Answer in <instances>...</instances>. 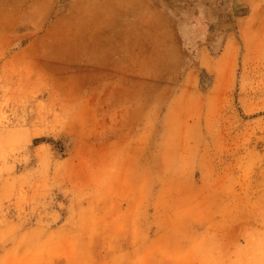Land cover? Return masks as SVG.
Returning a JSON list of instances; mask_svg holds the SVG:
<instances>
[{
  "label": "rangeland",
  "instance_id": "obj_1",
  "mask_svg": "<svg viewBox=\"0 0 264 264\" xmlns=\"http://www.w3.org/2000/svg\"><path fill=\"white\" fill-rule=\"evenodd\" d=\"M0 264H264V0H0Z\"/></svg>",
  "mask_w": 264,
  "mask_h": 264
}]
</instances>
